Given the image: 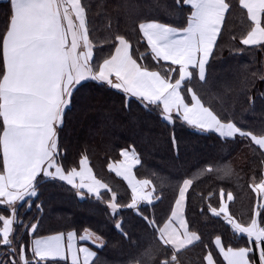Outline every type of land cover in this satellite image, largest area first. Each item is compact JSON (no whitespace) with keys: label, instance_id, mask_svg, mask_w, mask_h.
Wrapping results in <instances>:
<instances>
[{"label":"snow or ice","instance_id":"1","mask_svg":"<svg viewBox=\"0 0 264 264\" xmlns=\"http://www.w3.org/2000/svg\"><path fill=\"white\" fill-rule=\"evenodd\" d=\"M175 2L178 7H190L186 27L177 28L156 21L138 24L152 59L157 63L170 62L162 74L138 63L133 58L131 44L122 35L115 36L114 53L110 58L94 65L88 6L82 0H8L7 23L0 34V208L9 212L8 216L0 214L3 224L0 245L13 254L8 264H49L50 261L52 264H67L68 261L70 264H96L98 260L97 251L77 246L75 231L35 237L30 246L21 243L18 260L12 239L13 225L18 221V202L30 208L39 199L43 183L64 182L81 198L92 196L98 201L103 200L102 189L111 192L107 184L92 174L87 157L80 160L79 171L75 167L66 169L58 159L59 134L66 110H71L74 91L87 87L88 81L119 90L125 95L128 107L132 103L145 108L155 106L169 123L178 119L198 132L215 133L224 141L245 138L264 150V132L254 134L227 115L214 112L205 106L192 87L182 90V85L186 81L191 83L194 76L206 82V65L217 44L229 3L226 0ZM239 4L251 21L250 30L241 43L264 46V0H239ZM173 73H177L178 78L174 79ZM188 95L190 101H187ZM172 142L175 147L174 134ZM120 155L123 160L109 168L128 182L131 202L121 206L116 193L111 192L106 207L111 210L113 227L130 241L122 219L116 217L122 208L132 209L157 234L158 242L157 247L146 248L133 264H152L160 251L165 253L160 264H180L181 250L200 240L195 232H189L182 213L186 193L193 181L183 180L171 217L160 227L140 209L141 202L152 204V192H145L149 180H138L133 174L134 166L140 164L135 149L122 150ZM207 170L212 171L211 168ZM253 190L258 195L264 194V182L255 185ZM261 198L264 199V195ZM227 199H233L231 193ZM257 207L246 226L228 215L226 205L222 204L219 210L210 207L214 216L223 213L235 232L247 237V246H229L226 250L219 247L226 264H264V203ZM36 208L42 212V202L36 203ZM36 230L37 224H31L29 234ZM83 233L78 237L80 241H88L99 249L105 246V239L96 232L85 228ZM215 244H222L219 237ZM206 261L214 264L213 256L207 255ZM0 264L5 262L0 261Z\"/></svg>","mask_w":264,"mask_h":264},{"label":"trees","instance_id":"2","mask_svg":"<svg viewBox=\"0 0 264 264\" xmlns=\"http://www.w3.org/2000/svg\"><path fill=\"white\" fill-rule=\"evenodd\" d=\"M82 3L88 6L94 65L111 56L115 36L122 35L131 44L133 58L138 63L162 74L169 63L152 59L138 24L157 21L183 28L190 15V7H178L175 0H82ZM226 3L230 7L206 65V82L194 76L191 83L186 81L182 85V90L192 87L205 106L234 119L245 130L260 134L264 132V79L261 78L264 77V46L241 43L251 21L239 0H226ZM7 10L8 0H0V34L6 27ZM87 84L74 91L71 110H66L59 134L58 159L62 166L78 169L80 160L87 157L92 174L107 184L116 193L117 202L124 206L131 202V190L128 182L110 170L109 165L121 160L122 150L135 149L140 164L133 168V174L138 180H149L152 192V204L141 203L140 209L160 227L169 219L183 180L193 181L186 193L184 217L189 230L200 240L181 250L180 264H207L209 254L216 264H224L219 247L247 246L246 235L235 232L223 213L214 216L210 207L219 210L222 204L226 205L228 215L235 222L245 226L251 222L258 204L264 203L261 198L264 194L258 195L253 190L255 185L264 182V150L245 138L224 141L215 133L198 132L178 119L169 123L155 106L145 108L132 103L128 107L125 95L119 90L101 87L92 81ZM101 192L103 200L98 201L92 196L81 198L64 182L43 183L39 199L30 208L24 202L18 204V221L13 225L12 235L17 250L15 258L19 259L21 243L30 246L31 239L57 232L75 231L79 236L85 228L106 241L102 249H94L98 252L96 264H133L146 248L158 246L153 229L132 209L126 208L116 217L122 219L123 228L131 238L124 239L113 227L111 210L106 207L111 192L104 189ZM228 193L233 196L231 201L227 199ZM40 202L42 212L36 208ZM0 214L8 216L9 212L0 208ZM33 223L37 224V230L29 234ZM217 237L222 241L220 246L215 244ZM0 253L1 259L13 258L3 245ZM28 254L30 257V247ZM164 258L165 253L160 251L152 264H160Z\"/></svg>","mask_w":264,"mask_h":264},{"label":"crops","instance_id":"3","mask_svg":"<svg viewBox=\"0 0 264 264\" xmlns=\"http://www.w3.org/2000/svg\"><path fill=\"white\" fill-rule=\"evenodd\" d=\"M225 14H226V13H225ZM156 22H157V21H156ZM186 26H187V25H186ZM186 26H185V27H186ZM113 53H114V51H113ZM113 53H112V54H113ZM109 58H110V57H109ZM163 62H164V61H163ZM102 63H103V62H102ZM102 63H101V64H102ZM166 63H170V62H166ZM197 76H198V75H197ZM176 78H178V74H177V77H176ZM173 82H174V80H173ZM187 101H190V95H189V98L187 99ZM187 101H186V102H187ZM122 160H123V157L121 156V161H122ZM77 170H78V171L80 170V166H79V168H78ZM171 213H172V212H171ZM182 213H183V218L185 219V217H184V207H183V209H182ZM170 217H171V214H170ZM170 217H169V218H170ZM168 220H169V219H168ZM168 220H167V221H168ZM167 221H166V222H167ZM185 221H186V220H185ZM166 222H165V223H166ZM0 223H1V227H0V228H2V227H3V224H2V222H0ZM165 223H164V224H165ZM174 223H175V221H174ZM164 224H163V225H164ZM163 225H162L161 227H163ZM176 227H179V225L176 224ZM189 232H190V231H189ZM66 234H67V232L65 233V235H66ZM82 234H84V233H82ZM82 234H81V235H82ZM78 237H79V236H77V241H76L78 247H79V246H88V247H90L92 250H94V249L96 248V246H95L94 244H91V243L88 242V241H80V240L78 239ZM195 242H196V241H194V243H195ZM188 246H189V245H188ZM225 250H226V249H225ZM1 253H3V252H1ZM1 253H0V254H1ZM0 261H2L1 258H0ZM68 262H70V261H68ZM214 264H216L215 261H214ZM224 264H226L225 261H224Z\"/></svg>","mask_w":264,"mask_h":264},{"label":"rangeland","instance_id":"4","mask_svg":"<svg viewBox=\"0 0 264 264\" xmlns=\"http://www.w3.org/2000/svg\"><path fill=\"white\" fill-rule=\"evenodd\" d=\"M121 161V160H120ZM120 161H118V162H120ZM117 162V163H118ZM117 163H114V164H112V165H115V164H117ZM135 167V166H134ZM133 171V170H132ZM114 172V171H113ZM115 173V172H114ZM116 174V173H115ZM120 177H122V176H120ZM123 178V177H122ZM86 191V190H85ZM145 192H151L150 191V187H149V185L146 187V189H145ZM141 203H143V202H141ZM18 204H19V202H18ZM170 217V216H169ZM186 220V219H185ZM187 223V222H186ZM188 226V225H187ZM188 230H189V228H188ZM190 231V230H189ZM191 232V231H190ZM1 246V245H0ZM6 253H5V251L3 252V257H4V255H5ZM9 258H7V259H2V261H4L5 262V264H8V262L12 259L10 256H8Z\"/></svg>","mask_w":264,"mask_h":264},{"label":"bare ground","instance_id":"5","mask_svg":"<svg viewBox=\"0 0 264 264\" xmlns=\"http://www.w3.org/2000/svg\"><path fill=\"white\" fill-rule=\"evenodd\" d=\"M174 207H175V204H174V206H173V209H174ZM173 209H172V211H173Z\"/></svg>","mask_w":264,"mask_h":264}]
</instances>
